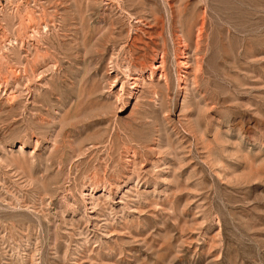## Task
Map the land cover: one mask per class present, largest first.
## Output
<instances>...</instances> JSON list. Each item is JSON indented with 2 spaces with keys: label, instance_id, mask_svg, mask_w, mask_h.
Wrapping results in <instances>:
<instances>
[{
  "label": "rangeland",
  "instance_id": "1",
  "mask_svg": "<svg viewBox=\"0 0 264 264\" xmlns=\"http://www.w3.org/2000/svg\"><path fill=\"white\" fill-rule=\"evenodd\" d=\"M0 264H264V0H0Z\"/></svg>",
  "mask_w": 264,
  "mask_h": 264
},
{
  "label": "bare ground",
  "instance_id": "2",
  "mask_svg": "<svg viewBox=\"0 0 264 264\" xmlns=\"http://www.w3.org/2000/svg\"><path fill=\"white\" fill-rule=\"evenodd\" d=\"M185 10H187V8H184V10L182 9L179 13L182 14L183 12H185ZM181 14H180V15H181ZM157 20H159V18H158Z\"/></svg>",
  "mask_w": 264,
  "mask_h": 264
}]
</instances>
